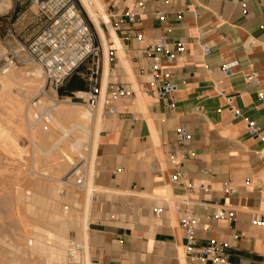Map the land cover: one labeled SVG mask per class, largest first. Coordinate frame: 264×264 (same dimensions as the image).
Masks as SVG:
<instances>
[{"label":"crops","instance_id":"obj_1","mask_svg":"<svg viewBox=\"0 0 264 264\" xmlns=\"http://www.w3.org/2000/svg\"><path fill=\"white\" fill-rule=\"evenodd\" d=\"M103 2L98 82L130 95L103 114L96 141L105 209L88 221L90 263L201 264L180 225L190 202L193 254L216 241L232 264H264V0ZM160 41L169 52L153 73ZM179 129L191 137L185 159Z\"/></svg>","mask_w":264,"mask_h":264},{"label":"rangeland","instance_id":"obj_2","mask_svg":"<svg viewBox=\"0 0 264 264\" xmlns=\"http://www.w3.org/2000/svg\"><path fill=\"white\" fill-rule=\"evenodd\" d=\"M3 1L9 6L0 9V58L10 20L21 41L44 24L28 0ZM74 2L98 41L80 0ZM97 13L100 16L99 8ZM89 68L81 69L79 77ZM32 70L38 74L30 83L27 73ZM2 79L8 81L0 86V264H85V249H76L87 243L85 215L88 226L105 209L103 195L93 184L96 128L107 109L95 111L97 107L59 91L64 99L55 103V91L44 88L42 69L34 64L0 72ZM84 113L89 117L82 118Z\"/></svg>","mask_w":264,"mask_h":264},{"label":"built area","instance_id":"obj_3","mask_svg":"<svg viewBox=\"0 0 264 264\" xmlns=\"http://www.w3.org/2000/svg\"><path fill=\"white\" fill-rule=\"evenodd\" d=\"M15 4H21L24 0H12ZM33 4L39 16L44 20L41 29L30 39L21 41L10 20L3 36L4 55L0 58V72L5 73L12 67H26L37 65L42 69L45 77V86L52 88L56 97L55 103L63 101L64 97L58 95L59 88L65 85L67 80L74 74L80 73L81 69L90 65V87L88 91L73 93L69 99H78L86 105L97 107L102 95V87L98 82L100 68L101 45L95 40L94 33L85 23L82 12L77 8L74 0H28ZM142 7L143 4L140 3ZM180 50V49H178ZM204 52H209V45H203ZM164 42H157L149 53L153 60L151 71L159 72L160 55L168 53ZM247 76V80L251 79ZM164 84L159 88L161 95L169 89ZM80 93V95H78ZM130 95V91L120 84H110L104 92L103 104L107 111L114 110V103ZM252 127V125H250ZM253 129V128H252ZM254 132V129H253ZM176 139L182 147L181 155L188 157V143L190 135L184 129L176 131ZM177 179V177H174ZM216 218L233 217L232 212L218 210ZM199 222L190 202H184L181 209L180 225L186 234V250L201 264H232L224 250L216 241H211L199 254H193L192 245L195 243V225ZM260 223L257 217L253 221ZM79 250L78 247H76Z\"/></svg>","mask_w":264,"mask_h":264},{"label":"bare ground","instance_id":"obj_4","mask_svg":"<svg viewBox=\"0 0 264 264\" xmlns=\"http://www.w3.org/2000/svg\"><path fill=\"white\" fill-rule=\"evenodd\" d=\"M8 2V1H7ZM6 1H3V0H0V9H3V8H7L8 6H9V2L7 3ZM80 3L82 4V7H83V9H84V11L86 12V14H87V16L90 18V20H91V22H92V24L94 25V27H95V29H96V31H97V33H98V35L100 36V38L102 39V41L105 43V38H104V33H103V31H102V29H101V26H100V16H99V13H97V9L99 8V0H80ZM103 44V43H102ZM102 46V45H101ZM105 48H106V46H105ZM105 51V53H106V50H104ZM108 57V56H107ZM105 64V63H104ZM38 71V70H37ZM37 71H30L29 73H27L28 74V76H30L31 78L29 79L30 80V83H31V81L33 82V81H35L36 80V78H35V76H37ZM6 73H8V70L4 73V74H6ZM40 73V72H39ZM106 75V74H105ZM8 77V76H7ZM34 78V79H33ZM7 79H9V78H7ZM7 79H2V80H0V86H4V85H6V83H7ZM29 80H27V81H29ZM30 87V86H29ZM22 92V91H21ZM104 92H105V88L104 87H102V95H101V99L99 100V103H98V105H97V108L95 109V111H97V110H100L101 112L103 111V109H104V104H103V95H104ZM78 95H80V93H78ZM22 105V104H21ZM20 106V105H19ZM61 111H63L62 109H61ZM59 113V112H58ZM82 116V118H88L89 116H88V113H84V114H82L81 115ZM100 117V116H99ZM97 118V117H96ZM97 121V120H96ZM100 130H101V125L100 124H98L97 125V128H96V137H98V134H99V132H100ZM97 139V138H96ZM92 179H93V176H92V173H91V176H90V180H89V187L91 188V183H92ZM88 194V193H87ZM87 206V205H86ZM86 206H85V208H86ZM87 207H89V206H87ZM86 210V209H85ZM84 213V212H83ZM87 215V214H86ZM85 215V219H84V221H83V231H84V233H86V235H87V233H88V226H87V216ZM69 220V219H68ZM69 224H70V222H69ZM84 235V234H83ZM31 242V241H30ZM32 243V242H31ZM76 247H78L79 248V250L80 249H85V251H84V253H83V255H84V258H85V261H84V263L85 264H91L90 263V258H89V250H88V245H87V243H85V245L84 244H81V245H77ZM35 250V249H34ZM50 250V249H49ZM65 255V254H64ZM77 262V261H76ZM72 264V263H71Z\"/></svg>","mask_w":264,"mask_h":264},{"label":"trees","instance_id":"obj_5","mask_svg":"<svg viewBox=\"0 0 264 264\" xmlns=\"http://www.w3.org/2000/svg\"><path fill=\"white\" fill-rule=\"evenodd\" d=\"M79 90H87V83L84 79L79 77V74H74L70 77L65 85L59 88L60 95H72Z\"/></svg>","mask_w":264,"mask_h":264}]
</instances>
